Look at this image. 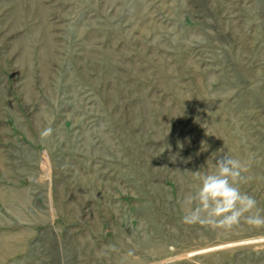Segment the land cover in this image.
I'll return each instance as SVG.
<instances>
[{
	"label": "rangeland",
	"instance_id": "374dc122",
	"mask_svg": "<svg viewBox=\"0 0 264 264\" xmlns=\"http://www.w3.org/2000/svg\"><path fill=\"white\" fill-rule=\"evenodd\" d=\"M224 154L264 215V0H0V264H264L182 222Z\"/></svg>",
	"mask_w": 264,
	"mask_h": 264
},
{
	"label": "clouds",
	"instance_id": "9594fccd",
	"mask_svg": "<svg viewBox=\"0 0 264 264\" xmlns=\"http://www.w3.org/2000/svg\"><path fill=\"white\" fill-rule=\"evenodd\" d=\"M52 131L50 127L44 128L40 138L50 137ZM177 157L178 153L170 159L175 162ZM213 167L210 172H192L199 185L183 194L182 222L222 231H231L242 222L257 229L264 228V215L253 211L257 207L256 199L241 191L240 185L250 179L245 175L249 170L247 164L224 154L215 159Z\"/></svg>",
	"mask_w": 264,
	"mask_h": 264
}]
</instances>
